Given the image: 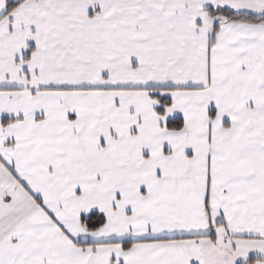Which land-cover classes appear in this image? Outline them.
Returning <instances> with one entry per match:
<instances>
[{
	"label": "snow or ice",
	"instance_id": "obj_1",
	"mask_svg": "<svg viewBox=\"0 0 264 264\" xmlns=\"http://www.w3.org/2000/svg\"><path fill=\"white\" fill-rule=\"evenodd\" d=\"M0 264H264V0H0Z\"/></svg>",
	"mask_w": 264,
	"mask_h": 264
}]
</instances>
